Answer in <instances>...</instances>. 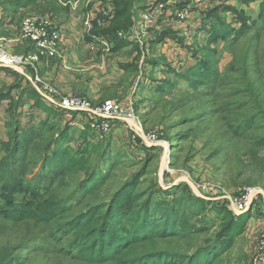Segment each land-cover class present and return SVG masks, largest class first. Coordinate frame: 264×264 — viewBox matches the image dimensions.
<instances>
[{
  "label": "rangeland",
  "instance_id": "374dc122",
  "mask_svg": "<svg viewBox=\"0 0 264 264\" xmlns=\"http://www.w3.org/2000/svg\"><path fill=\"white\" fill-rule=\"evenodd\" d=\"M148 1L139 0L138 4L145 7ZM252 1L251 4L248 0L218 1L197 14L192 8V15L185 21L166 24L164 29L168 30L162 34L161 43L156 42L161 33L145 47L133 42L138 46L135 58L142 63L131 69L136 77L132 85L134 96L127 99L135 101L141 125L125 126L117 121L107 134L99 135L96 127L81 129L75 125L74 119L79 118L74 115H83L82 122L87 123V113L69 114L58 108L57 129L51 133L46 130L49 124L46 128L40 125L49 117L46 110L35 107L33 102L19 109L25 128L43 129L31 132L33 138L25 140L31 141L39 154L50 139L60 134L58 130L70 125L69 134L58 142L65 140L75 155L88 141L94 143L96 149L89 165L98 172L102 169L112 172L109 181L84 201H78L81 194L77 191L83 180L80 175L55 180L49 176L36 181L39 188H44L48 181L54 188L50 194L20 187L14 196L17 202H46L54 196L70 209L52 225L0 217V262L8 253L10 264H86L76 258L77 250L69 249L72 235L56 234V230L75 215L88 211L89 205L112 199L124 183L139 175L134 183L137 191L145 189L156 197L151 200L149 195L147 201H157L165 212L180 209L187 215L185 223L193 227L192 238L170 239L161 244L162 249L184 253L188 248L193 250L213 241L223 231L219 240H214L215 245L197 258L199 263L213 254L212 257L217 255L212 259L215 264H264L255 261L257 246L264 237V0ZM170 4V8L184 6L183 1ZM22 5L14 9L13 18L5 13L14 25L19 26L26 15L46 12L43 9L46 4H41V10L34 9V5ZM1 11L4 9L0 8ZM218 20L230 22V38L213 36L211 28ZM8 21L4 25L3 19L0 21V36L2 30L9 28ZM209 50H214V54L204 60ZM201 64L206 68L214 65V80L207 81L206 77L198 82L191 80V67L198 68ZM38 68L42 77L49 78ZM3 113L1 110V158L7 152L10 156L13 146L12 141L7 143L9 127ZM248 125L253 128L247 130ZM151 133L157 135V140L145 141L144 137ZM27 147L25 143L21 152ZM22 158L26 183L36 174L39 161L27 159L25 153ZM36 177L38 174L33 178ZM256 190L261 191L257 200L252 201L247 211L237 213L231 200ZM4 200L5 197L0 201ZM58 223L60 226L55 228Z\"/></svg>",
  "mask_w": 264,
  "mask_h": 264
},
{
  "label": "trees",
  "instance_id": "16d2710c",
  "mask_svg": "<svg viewBox=\"0 0 264 264\" xmlns=\"http://www.w3.org/2000/svg\"><path fill=\"white\" fill-rule=\"evenodd\" d=\"M22 1H25V3L36 2V0H15L17 3ZM12 2L14 3V1ZM138 2L139 0H114L115 15L109 25L99 27L94 23L93 29L109 37L112 42L118 44L119 41L123 43L129 42L119 39L117 34L119 31L130 30L134 25L135 17L141 9L140 7H142ZM253 2L252 0H248L249 4ZM227 8V11H229L230 8ZM262 10L264 11V7H262ZM201 11L198 12L202 13ZM166 30L168 29L162 31L156 42L161 43L160 41H163L162 34ZM211 31L213 32V36L220 34L230 38L232 34L229 21H223V23L219 20L216 21ZM158 35L159 33L155 36L157 37ZM207 54L208 56L206 55L204 60L212 56L214 50H209ZM153 64L157 65L158 62H153ZM208 67L210 68H206L202 64L198 68L192 69L191 67L189 77L191 80H196L194 82L200 81L202 77H206L207 81L214 80V65ZM135 68L137 69L138 65H133L132 69ZM5 98L12 97L9 93L0 91V101ZM29 99L34 100V106L37 105L48 112L49 117L41 122L40 125L44 127L46 124H49L46 130L51 133H54L55 129H57L56 112L59 109L48 106L43 102L35 86L29 84L16 98L12 99L6 125L9 127L8 134L10 136L7 143L13 142L11 148L13 153L11 152L9 156V152H7L2 158L0 157V200L5 197L4 201H0V217L15 220H30L35 223L52 225L66 214L70 209L69 205L62 204L54 196L51 197L50 201L46 202H17L14 200V196L20 187L27 191L38 193L43 190L44 193L50 194L54 192V188H52V185L48 181L45 183L44 188H39L36 185V181H41L42 179L44 181L47 179L44 177L49 176L55 180L67 175H80L83 176V180L80 182V188L77 191V193L81 194L78 197V201H84L89 194L95 193L97 190L99 191L109 181L112 171L109 172L107 169H102L98 172L89 165L92 153L96 149L94 143L88 141L79 151V154L75 155L74 150L65 140L58 142V139L69 134L70 125L58 130L60 134L58 133L56 138L50 139L39 154L38 150L34 149V144L32 145L31 141L25 140H28L29 137L30 139L33 138L31 137V132L39 133L37 131L42 132L43 129L36 131V127L25 128L20 120V112H18L22 106L28 104ZM53 110L56 112H53ZM53 115L55 119L52 120H55V123L50 121ZM78 120L82 125L84 124L82 120ZM86 126L91 125L86 123L84 128H87ZM252 128V125L246 126L247 130ZM7 143L3 145L6 147L8 146ZM25 143L28 144V147L23 152L26 158H33L39 161L36 172L38 177L33 178L35 174L31 178L32 180L27 179L26 183L24 182L27 174L23 168L22 163L24 158H22L23 153L21 152V148ZM16 153H18L17 156ZM101 156L105 157L104 154ZM101 173L103 174L100 175ZM137 178H139V175L124 183L113 194L112 199L99 202L95 205H89L88 211L75 215L70 221H66L61 226L60 223L56 224L55 228L60 226L56 230V234L59 233L64 236L72 235L68 244L71 251L77 250L75 251L77 253L76 258L86 264H215V261H212V259L217 255L212 257L213 254H211L207 258V261L200 263L197 258L215 245L214 240H219L223 231L217 233V237L213 241L208 240L204 244L196 246L193 250L188 248L184 253L161 248V244L169 242L170 239L188 240L189 236L192 238L193 227L185 223L187 215L182 214L180 209H174L169 212L162 211L157 201H151L152 198L156 199L154 193L149 194L145 189L137 191L134 185ZM149 195L151 200L147 201L145 198ZM26 245H24V248ZM7 255L8 253L2 258L0 264H10L8 263Z\"/></svg>",
  "mask_w": 264,
  "mask_h": 264
},
{
  "label": "crops",
  "instance_id": "0c3cea01",
  "mask_svg": "<svg viewBox=\"0 0 264 264\" xmlns=\"http://www.w3.org/2000/svg\"><path fill=\"white\" fill-rule=\"evenodd\" d=\"M64 1H69V3L63 5L61 0H36V2L31 3L0 0V8L1 10L4 9L0 13V21L3 19L1 24L4 25L9 19V17H5V13L13 18L14 9L21 4H23L22 7L34 5V9L40 10L42 9L40 8L41 4H46L43 9L55 16V20L62 31L63 42L61 57L49 60L42 58V61L45 60V62L39 65L41 74L49 77V81L62 94L87 97L93 105H101L106 100H121L126 103L129 99L127 97L134 96L132 85H134L136 77L131 69L133 65L140 67V63H142L140 59L135 58L137 56L136 47L138 46L133 41L130 43L119 41V44L111 41V50L106 52L103 50V44L107 36L94 29L88 32L84 28L83 22L87 15L104 9L107 0ZM16 22H18L17 19ZM8 23L10 24L9 28L6 29L7 31L2 30L3 35L0 36V39L6 40L7 47L11 51L26 53L28 47L25 43L12 42L20 34L21 22L19 26L14 25L15 22L12 20ZM11 27H15L16 30L14 31ZM31 77V69H24V71L4 69L0 71V91L7 92L12 97L0 101V111L5 112L3 114L6 115L7 119L12 99L29 84L35 86ZM128 82L131 84L128 85ZM35 88L38 90L36 86ZM31 102L34 103V100L29 99L27 103L30 104ZM35 107L39 106L36 105ZM53 112L56 111L53 110ZM51 117L55 119L54 115ZM76 117L80 120L85 119L82 115H76ZM4 121L6 122V119ZM85 124L82 125L81 129L84 128Z\"/></svg>",
  "mask_w": 264,
  "mask_h": 264
},
{
  "label": "built area",
  "instance_id": "2783aa9c",
  "mask_svg": "<svg viewBox=\"0 0 264 264\" xmlns=\"http://www.w3.org/2000/svg\"><path fill=\"white\" fill-rule=\"evenodd\" d=\"M113 1L107 0L104 9L87 15L83 25L88 32L93 29L94 23L99 27L109 25L115 15ZM176 1H183L184 6L181 8H170V3ZM218 1L223 0H149L147 5L138 11L135 23L131 29L119 31L117 36L119 39L130 42L135 41L145 47L150 39H153L156 34L162 33L164 28H167L169 21L172 22L171 24L173 22L177 24L179 21H185L192 15V8L194 9V13H197L203 7ZM61 2L63 5L69 3V1L63 0ZM62 36V31L53 14L41 12L26 15L21 21L19 36L13 39L12 42L25 43L28 51L26 53L13 52L8 49L6 40L0 39V69H9L10 71L31 69L33 73L31 79L38 88L41 99L48 106L60 108L69 114L73 112L79 114H81L80 112L87 113V123L94 128L96 127L99 135L107 134L112 124L117 121L123 123L125 126L141 125L135 108V101L132 99H128L126 103H123L121 100H106L101 105H93L87 97L62 94L49 81V78L40 75L38 67L42 62V58L49 60L62 56ZM111 45V39L107 37L103 44V50L109 52ZM74 123L82 127L79 120L74 119ZM144 140L153 142L157 140V135L154 133L147 134ZM260 193L261 191L259 190L251 191L236 201L231 200L232 206L237 213L245 212L252 205V201L257 200ZM255 261L258 263L264 262V237L257 246Z\"/></svg>",
  "mask_w": 264,
  "mask_h": 264
}]
</instances>
